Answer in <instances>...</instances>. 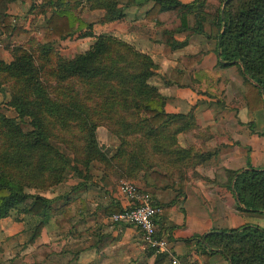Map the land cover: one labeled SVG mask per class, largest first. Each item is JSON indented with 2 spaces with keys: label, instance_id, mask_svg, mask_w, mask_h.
Segmentation results:
<instances>
[{
  "label": "trees",
  "instance_id": "trees-1",
  "mask_svg": "<svg viewBox=\"0 0 264 264\" xmlns=\"http://www.w3.org/2000/svg\"><path fill=\"white\" fill-rule=\"evenodd\" d=\"M12 1L0 0V40H8L10 54L9 61L0 59V94L15 113L0 111V217L12 211L35 214L29 242L52 214L61 228L73 200L37 191L68 176L82 179L75 186L84 184L94 162L128 179L148 176L156 188L174 187L176 175L181 189L187 168L216 151L178 143V133L196 128L192 113L166 112L148 82L154 63L146 51L111 32L94 35L93 22L81 18V9L99 10L95 23H104L121 20L129 6L150 2L142 17L156 27L153 41L177 47L192 33L214 39L216 64L235 63L241 69L246 108L264 109V0H30L24 14L42 16L34 34L25 25L26 16L21 20L6 11ZM74 34L93 39L64 57L55 44ZM201 55L179 56L177 67ZM21 122L28 127L23 129ZM98 125L116 137L110 154L97 142ZM229 183L239 207L264 213V167L231 171ZM195 238L202 240L203 264L213 252L227 264H264V227L243 224ZM33 253L45 256L50 250L42 244Z\"/></svg>",
  "mask_w": 264,
  "mask_h": 264
},
{
  "label": "crops",
  "instance_id": "crops-1",
  "mask_svg": "<svg viewBox=\"0 0 264 264\" xmlns=\"http://www.w3.org/2000/svg\"><path fill=\"white\" fill-rule=\"evenodd\" d=\"M29 2L13 0L7 4L6 11L21 20L26 16L25 25L34 34L37 26L34 20L40 15L22 12ZM149 3L132 9L129 6L121 20L93 23L91 30L94 35L109 31L145 50L154 63L148 82L161 95L163 109L191 112L194 117L196 128L178 133V143L182 147L216 149L201 163L187 168L181 189L176 175L172 178L174 187L156 188L148 176L133 179L159 205L155 233L166 239L180 264H203L198 245L202 240L197 243L196 235L243 224L264 227V216L239 207L229 186L231 171L247 166L264 167V109L246 108L241 69L235 63L216 64L214 39L192 33L177 47L153 41L156 27L142 17ZM76 38L86 42L87 47L93 36ZM7 45V39L0 40V59L4 61L10 60ZM200 52L198 61L191 64L192 60H187L188 65L181 63L177 67L179 56ZM197 132L201 135L197 136ZM95 135L102 150H108L109 154L114 151L116 137L104 126L98 125ZM89 173L90 179L80 186H75L82 180L80 177L68 176L63 192L59 189L60 193L56 192L57 187L39 192L48 198L62 194L73 199L68 202L61 228L52 214L29 242V234L38 219L35 214L0 217V264H169L165 254L142 248L135 226L110 218L111 213L127 204L117 189L118 180L124 176L106 171L96 162L91 164ZM42 244L50 253L45 256V253H33ZM203 248L208 251L207 247ZM208 264H227V261L219 252H213L209 254Z\"/></svg>",
  "mask_w": 264,
  "mask_h": 264
},
{
  "label": "built area",
  "instance_id": "built-area-1",
  "mask_svg": "<svg viewBox=\"0 0 264 264\" xmlns=\"http://www.w3.org/2000/svg\"><path fill=\"white\" fill-rule=\"evenodd\" d=\"M117 189L127 204L111 213L112 221L135 226L140 234L142 248L165 254L169 264H180L178 258L171 253L166 239L155 235L154 221L160 207L152 201L150 193L134 180L125 177L118 180Z\"/></svg>",
  "mask_w": 264,
  "mask_h": 264
},
{
  "label": "rangeland",
  "instance_id": "rangeland-1",
  "mask_svg": "<svg viewBox=\"0 0 264 264\" xmlns=\"http://www.w3.org/2000/svg\"><path fill=\"white\" fill-rule=\"evenodd\" d=\"M121 1H123V0H121ZM132 8H133V6L130 7L129 9H132ZM22 12L25 13V9ZM79 14H80L81 18H83L86 22L90 21V22L95 23V21L100 16V11L99 10H88L87 8H83L80 10ZM41 17L42 16L40 15V17H38L37 21L34 20L36 25H38V23L41 22ZM94 25H96V24H94ZM107 32H109V31H107ZM55 47L58 49V52L61 55L69 57V56H72V55L82 51L86 47V42H84L81 39L76 38L75 35H72L69 39H67L66 43H63V44L55 46ZM3 100H4V98H3L2 94H0V111L3 112L7 116H13L15 114L13 109L11 107L5 106L3 104ZM21 127L24 129V128H27L28 125L25 122H21ZM63 185L65 186L64 181L60 182L59 184H57L53 187H57L55 190L56 192H58V189L60 190V192H63V191H61L64 188ZM25 190H27L29 192H36L37 191V190L31 189V188H26ZM37 192H44V191H37ZM60 192H58V193H60ZM11 215H12V217L17 216L14 211L11 212ZM258 215L264 216V213H258Z\"/></svg>",
  "mask_w": 264,
  "mask_h": 264
}]
</instances>
